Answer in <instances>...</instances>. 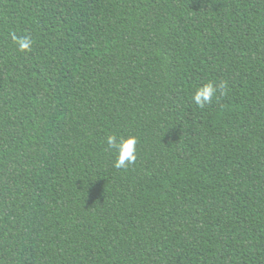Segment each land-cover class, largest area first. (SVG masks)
Masks as SVG:
<instances>
[{
	"label": "trees",
	"instance_id": "16d2710c",
	"mask_svg": "<svg viewBox=\"0 0 264 264\" xmlns=\"http://www.w3.org/2000/svg\"><path fill=\"white\" fill-rule=\"evenodd\" d=\"M0 264H264V0H0Z\"/></svg>",
	"mask_w": 264,
	"mask_h": 264
},
{
	"label": "clouds",
	"instance_id": "9594fccd",
	"mask_svg": "<svg viewBox=\"0 0 264 264\" xmlns=\"http://www.w3.org/2000/svg\"><path fill=\"white\" fill-rule=\"evenodd\" d=\"M12 40L20 52L31 51L33 41L30 37L26 36L24 38H17L15 34H13ZM218 87L219 89L224 90L227 88V85L226 83H220ZM216 92V86H214L212 82H208L203 87L198 88L195 91V94L191 97V100L199 108H204L206 104L211 103L213 97L216 96ZM223 94L224 92L221 91V95ZM107 144L110 149H114L118 153L116 162L114 164L117 169L125 168L129 164L135 162L137 158L135 154V145L137 144L136 137H129L127 139L121 138L119 142H117V137L115 135H110L108 137Z\"/></svg>",
	"mask_w": 264,
	"mask_h": 264
}]
</instances>
